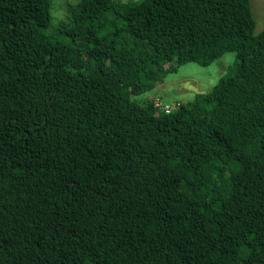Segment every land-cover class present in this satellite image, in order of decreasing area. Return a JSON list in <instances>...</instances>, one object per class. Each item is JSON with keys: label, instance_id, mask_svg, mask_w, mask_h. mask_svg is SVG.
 Segmentation results:
<instances>
[{"label": "trees", "instance_id": "obj_1", "mask_svg": "<svg viewBox=\"0 0 264 264\" xmlns=\"http://www.w3.org/2000/svg\"><path fill=\"white\" fill-rule=\"evenodd\" d=\"M0 0V264H264V29L250 0ZM236 61L169 112L187 62Z\"/></svg>", "mask_w": 264, "mask_h": 264}, {"label": "rangeland", "instance_id": "obj_2", "mask_svg": "<svg viewBox=\"0 0 264 264\" xmlns=\"http://www.w3.org/2000/svg\"><path fill=\"white\" fill-rule=\"evenodd\" d=\"M77 0H52V26L67 19V3ZM123 2L135 0H120ZM251 10L256 20L254 32L264 29V0H250ZM236 61V52L227 51L209 65L197 62H187L178 66L176 71L168 73L163 81L157 83L150 91L138 95V101L151 99L154 102L167 104L170 108L177 106V102L192 99L196 93L209 92L219 78L228 73L229 68ZM161 108L160 106H157Z\"/></svg>", "mask_w": 264, "mask_h": 264}, {"label": "built area", "instance_id": "obj_3", "mask_svg": "<svg viewBox=\"0 0 264 264\" xmlns=\"http://www.w3.org/2000/svg\"><path fill=\"white\" fill-rule=\"evenodd\" d=\"M155 106L157 107V106H160L162 109H164L166 112H169L172 108H170V106L169 105H167V104H164V105H162L161 103H159V102H156L155 103Z\"/></svg>", "mask_w": 264, "mask_h": 264}]
</instances>
